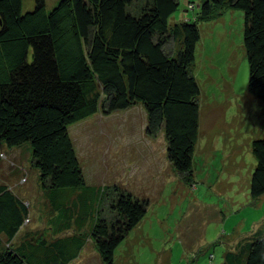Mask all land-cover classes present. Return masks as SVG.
Masks as SVG:
<instances>
[{
  "label": "trees",
  "instance_id": "obj_1",
  "mask_svg": "<svg viewBox=\"0 0 264 264\" xmlns=\"http://www.w3.org/2000/svg\"><path fill=\"white\" fill-rule=\"evenodd\" d=\"M200 1L194 19L173 24L179 0H59L51 11L35 0L27 13L23 0H0V165L5 152L30 150L55 236L23 233L28 204L0 184V264H71L89 240L103 264H114L116 250L146 216V198L85 179L69 127L99 112L142 106L147 136L163 134L169 163L193 179L200 23L227 9L244 13L248 92L264 103V0ZM195 8L191 2L189 10ZM252 151L255 201L264 196V139ZM223 264H264V236L241 240Z\"/></svg>",
  "mask_w": 264,
  "mask_h": 264
},
{
  "label": "rangeland",
  "instance_id": "obj_2",
  "mask_svg": "<svg viewBox=\"0 0 264 264\" xmlns=\"http://www.w3.org/2000/svg\"><path fill=\"white\" fill-rule=\"evenodd\" d=\"M58 1L45 0L47 10ZM191 2L195 10H189ZM200 5V0H179L172 23L194 19ZM35 6V0H23L24 13ZM199 25L192 71L200 87V119L191 181L169 163L164 135L145 133L142 106L109 116L99 112L69 127L89 185H119L149 202L144 219L116 250L114 264H223L230 245L225 234L255 223L253 229L264 226V197L254 201L250 196L257 165L252 144L264 139V103L248 92L244 13L227 9ZM172 48L170 42L168 53ZM5 155L0 184L8 183L30 209L23 233L51 241L53 213L30 150ZM72 264H103L92 240Z\"/></svg>",
  "mask_w": 264,
  "mask_h": 264
},
{
  "label": "crops",
  "instance_id": "obj_3",
  "mask_svg": "<svg viewBox=\"0 0 264 264\" xmlns=\"http://www.w3.org/2000/svg\"><path fill=\"white\" fill-rule=\"evenodd\" d=\"M182 20H189V19H186V18H182ZM175 24V23H174ZM165 145H166V141H165ZM166 148L167 146L165 147V154H166ZM22 148H18V149H14V150H21ZM13 150V151H14ZM12 152V151H11ZM5 183V182H4ZM8 184V183H7ZM264 197V196H263ZM257 223H255L252 227V229H236V230H233L232 233H228V234H225V235H228V237L230 238V245H227V251L229 250H232L234 248V246H236L237 243H239L241 240L247 238V237H250L252 235H254L255 233L257 232H260L261 235L264 236V226H262L261 228H256V229H253L254 226L256 225ZM83 253V252H82ZM81 253V255H82ZM80 255V257H81ZM79 257V258H80ZM78 258V259H79ZM77 259V260H78ZM76 260V261H77ZM72 264V263H71Z\"/></svg>",
  "mask_w": 264,
  "mask_h": 264
}]
</instances>
